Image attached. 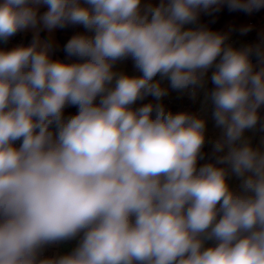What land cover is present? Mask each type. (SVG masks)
I'll use <instances>...</instances> for the list:
<instances>
[{"label":"clouds","instance_id":"clouds-1","mask_svg":"<svg viewBox=\"0 0 264 264\" xmlns=\"http://www.w3.org/2000/svg\"><path fill=\"white\" fill-rule=\"evenodd\" d=\"M224 3L264 8L0 0V41L35 30L29 45L0 49V264H264V147L246 135L264 130V41L235 48L187 27ZM68 25L87 31L64 45L67 61L53 59L38 26ZM129 57L140 75L115 70ZM165 81L193 100L204 92L220 130L214 162L198 165L206 119L166 109ZM147 96L157 103L134 107Z\"/></svg>","mask_w":264,"mask_h":264},{"label":"trees","instance_id":"trees-1","mask_svg":"<svg viewBox=\"0 0 264 264\" xmlns=\"http://www.w3.org/2000/svg\"><path fill=\"white\" fill-rule=\"evenodd\" d=\"M249 13L245 12L243 10H230L227 3H224L219 11H201L198 17V20L195 24L196 27L203 26L211 31L218 32L221 34H224L226 32V29L228 25L231 24V27L235 32H242L241 29L248 28V19H249ZM19 32V31H18ZM18 32L9 38L8 45L10 41L17 40ZM81 33V26L80 25H68L64 28H59L58 30V43L59 47H54V55H60L63 61H67L68 58L66 57V54L64 52V45L67 43L69 39H71L74 35ZM32 37H29V40H21L20 45L27 46L32 42ZM8 49V47H7ZM6 50V49H5ZM73 61L75 58H71ZM209 89L213 87V85L209 84ZM143 102V104L146 103H153L156 102L153 100L152 96H147L143 100L139 101ZM166 109L173 113L177 112H188L191 114H197L196 109V102L195 100L191 98H178L174 100V103L172 105H169L167 101L163 102ZM189 105V107H188ZM78 109L75 106H70L65 109L64 116L65 118H68L72 115H75L77 113ZM261 121L264 122V106L261 107L259 110ZM257 133L258 135H263L264 130H261L259 125L257 126ZM203 159L198 161V165H203L207 162H214L215 157L219 154L214 153L213 149L209 150L206 147L203 149Z\"/></svg>","mask_w":264,"mask_h":264},{"label":"crops","instance_id":"crops-1","mask_svg":"<svg viewBox=\"0 0 264 264\" xmlns=\"http://www.w3.org/2000/svg\"><path fill=\"white\" fill-rule=\"evenodd\" d=\"M158 3H159V0H142V6L143 5H148V4L156 5ZM187 27H193V25H188ZM86 31L87 30L84 29L83 26H81V33H85ZM235 33H237V32H235ZM57 38H58V31H57ZM238 40H239L238 38L230 39V44L233 45V43L238 42ZM115 70L118 71V72L126 73L128 75H133V76L134 75H140L139 70L135 67L134 61L130 57L125 59V60L117 62V64L115 65ZM210 74H211V72H209V75ZM210 83L211 82L209 81L208 84H207V88L208 89H209L208 86H209ZM163 86L164 87H169L167 81L164 82ZM178 98H190V97L187 94H180V93H178L176 91H173L169 87L168 95L163 97L160 102L163 103L165 101L176 100ZM153 100L157 103V101L154 98H153ZM195 102H196L197 114L202 116V117H204L206 119V121H207V132H206V135L209 136V137L213 136V138H218V136L220 134V130L215 127L214 121H213V119L211 117V109L209 108L207 111H205L204 92L203 91L200 92L198 97L195 99ZM141 105H143V102L137 101V103H136V105H134V107H139ZM255 133H256V136H257L256 137L257 140H256V143H254V145L255 146L264 147V134L263 135H258L257 128L255 129ZM229 183L235 189L239 185V180L233 176V177H231L229 179ZM209 242L210 241H208L207 244ZM69 244H71V243H69ZM71 247H72V244H71ZM72 249H73V247H72Z\"/></svg>","mask_w":264,"mask_h":264},{"label":"rangeland","instance_id":"rangeland-1","mask_svg":"<svg viewBox=\"0 0 264 264\" xmlns=\"http://www.w3.org/2000/svg\"><path fill=\"white\" fill-rule=\"evenodd\" d=\"M40 14H42L44 11H46V8L45 7H41L40 8ZM39 27V36H40V39L42 41H46V42H50L52 44V52H51V56L53 59H59V60H62L63 59L61 58L60 55H54V47H59V43H58V38H57V31L59 28H56L54 30H52L51 32H49L48 30L46 29H43L42 26H38ZM258 33L260 35H263L264 34V27L260 28L258 30ZM34 34H35V30L33 29H27V30H23V31H19L18 32V35H17V40H12L10 41L9 45H8V41L7 42H3V41H0V49H6V50H9V49H12L14 47H17V46H20V41L23 40V39H27L29 37H34ZM225 35H227L228 39L226 41V43L230 44V39H235V38H238V42H235L233 43V47L235 48H242V47H245V46H248L247 45V41L245 39V37L247 36V32L246 33H242V32H238V33H235V31H233L231 25H229L226 29V32L224 33ZM8 47V49H7ZM189 96V95H188ZM246 135L251 137V142L252 144L254 145V143H256V133H255V130L253 131H249V132H246ZM213 137V136H211ZM255 146V145H254ZM64 243H71L72 244V247L74 248L77 244V241L76 240H72L71 242L70 241H66V242H63V243H60L58 245H51L49 247H47L44 251V253L50 257V256H54V255H57V254H63V253H67V252H70V251H63L62 250V245ZM212 242L210 241L207 246H209Z\"/></svg>","mask_w":264,"mask_h":264},{"label":"built area","instance_id":"built-area-1","mask_svg":"<svg viewBox=\"0 0 264 264\" xmlns=\"http://www.w3.org/2000/svg\"><path fill=\"white\" fill-rule=\"evenodd\" d=\"M249 15H250L248 19L249 31H247V36L245 37V39L247 41V45H254V44L260 43L261 41H264V34L260 35L258 33V30L264 27V8H261L259 10H253L251 13H249ZM193 27H196V26L193 25ZM167 103L169 105H172L174 103V100H169L167 101ZM206 137H207V142L205 144V147L209 150H212L213 142L217 138L209 137L207 135ZM18 145H19V142H17V146ZM43 254L44 256H47L45 253Z\"/></svg>","mask_w":264,"mask_h":264},{"label":"water","instance_id":"water-1","mask_svg":"<svg viewBox=\"0 0 264 264\" xmlns=\"http://www.w3.org/2000/svg\"><path fill=\"white\" fill-rule=\"evenodd\" d=\"M27 40H29V38H27ZM253 62H256V58L255 57H253ZM206 245H207V242H206ZM62 250L63 251H71L72 250V247H71V244H69V243H64L63 245H62Z\"/></svg>","mask_w":264,"mask_h":264}]
</instances>
